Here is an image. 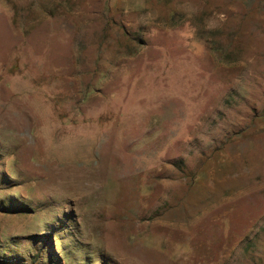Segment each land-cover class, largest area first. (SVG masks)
<instances>
[{
    "label": "rangeland",
    "instance_id": "1",
    "mask_svg": "<svg viewBox=\"0 0 264 264\" xmlns=\"http://www.w3.org/2000/svg\"><path fill=\"white\" fill-rule=\"evenodd\" d=\"M0 264H264V0H0Z\"/></svg>",
    "mask_w": 264,
    "mask_h": 264
}]
</instances>
